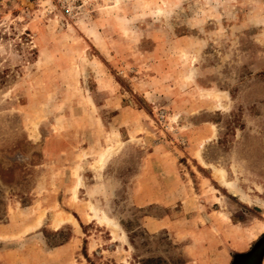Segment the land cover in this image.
<instances>
[{"label":"rangeland","instance_id":"374dc122","mask_svg":"<svg viewBox=\"0 0 264 264\" xmlns=\"http://www.w3.org/2000/svg\"><path fill=\"white\" fill-rule=\"evenodd\" d=\"M222 250L264 261V0H0V264Z\"/></svg>","mask_w":264,"mask_h":264},{"label":"crops","instance_id":"0c3cea01","mask_svg":"<svg viewBox=\"0 0 264 264\" xmlns=\"http://www.w3.org/2000/svg\"><path fill=\"white\" fill-rule=\"evenodd\" d=\"M151 178V177H150ZM152 179H155V178H153L152 177ZM151 179V180H152ZM164 179V178H163ZM166 183V181L165 180H163V182H156L155 181V185H154V187H156V189H159V190H162L161 189V187L162 186H164V184ZM153 183V182H152ZM137 191H135L136 192V194L134 193V195H133V197H134V201L137 203V204H139V206H141L142 204H150V203H152V202H157V200L155 199L154 200V198H152V197H150V200H148V201H144L143 202V197H142V195L139 193V191H140V187L138 188V189H136ZM149 192L151 193V192H153V190H152V187H150L149 188ZM219 253H221V256L220 257H215V258H207L204 262H207V263H205V264H227V262H228V260H229V252L228 251H224L223 252V250L221 251V252H219ZM193 257V258H192ZM192 257H190V258H192V259H194V260H196V258L194 257V256H192ZM199 258H201V257H199ZM199 261H200V259H198ZM260 263H264V261H262L261 260V262ZM259 263V264H260ZM195 264H197V263H195ZM199 264H201V263H199Z\"/></svg>","mask_w":264,"mask_h":264},{"label":"bare ground","instance_id":"6f19581e","mask_svg":"<svg viewBox=\"0 0 264 264\" xmlns=\"http://www.w3.org/2000/svg\"><path fill=\"white\" fill-rule=\"evenodd\" d=\"M215 172H216V173H219V172H221V171L215 169ZM219 179H220V182H221V184H222L223 186H225V187H227V188H230V184L224 179V177H223V173H220V175H219Z\"/></svg>","mask_w":264,"mask_h":264},{"label":"trees","instance_id":"16d2710c","mask_svg":"<svg viewBox=\"0 0 264 264\" xmlns=\"http://www.w3.org/2000/svg\"><path fill=\"white\" fill-rule=\"evenodd\" d=\"M258 254H256V257L253 259V261L257 262V260H258Z\"/></svg>","mask_w":264,"mask_h":264}]
</instances>
